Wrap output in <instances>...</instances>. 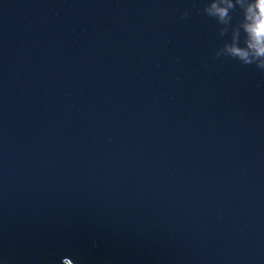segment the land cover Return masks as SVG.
Listing matches in <instances>:
<instances>
[{"label": "water", "instance_id": "water-1", "mask_svg": "<svg viewBox=\"0 0 264 264\" xmlns=\"http://www.w3.org/2000/svg\"><path fill=\"white\" fill-rule=\"evenodd\" d=\"M255 3L0 0V264H264Z\"/></svg>", "mask_w": 264, "mask_h": 264}, {"label": "clouds", "instance_id": "clouds-1", "mask_svg": "<svg viewBox=\"0 0 264 264\" xmlns=\"http://www.w3.org/2000/svg\"><path fill=\"white\" fill-rule=\"evenodd\" d=\"M212 7L216 8V5L213 4ZM229 7H231V5H229ZM216 11L221 18L227 15V9L217 8ZM246 19H248L250 23L245 25V31L253 41L248 47L254 50L257 57L262 58L258 67L264 70V0H256V3L249 7ZM228 51L232 56L239 57L244 65L252 64V62L248 60V51L236 47H231Z\"/></svg>", "mask_w": 264, "mask_h": 264}]
</instances>
